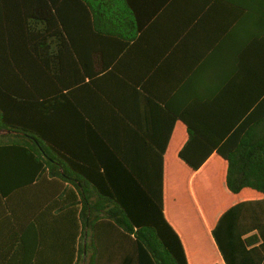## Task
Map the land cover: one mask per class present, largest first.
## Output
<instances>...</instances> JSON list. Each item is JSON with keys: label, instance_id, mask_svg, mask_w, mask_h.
I'll return each mask as SVG.
<instances>
[{"label": "trees", "instance_id": "1", "mask_svg": "<svg viewBox=\"0 0 264 264\" xmlns=\"http://www.w3.org/2000/svg\"><path fill=\"white\" fill-rule=\"evenodd\" d=\"M8 170L35 264H264V0H0Z\"/></svg>", "mask_w": 264, "mask_h": 264}, {"label": "crops", "instance_id": "2", "mask_svg": "<svg viewBox=\"0 0 264 264\" xmlns=\"http://www.w3.org/2000/svg\"><path fill=\"white\" fill-rule=\"evenodd\" d=\"M8 171V177H0V264H35L34 231L50 227L58 231L54 215L59 203L37 202L39 196H49L45 178L19 185ZM19 232L23 234V244L19 243Z\"/></svg>", "mask_w": 264, "mask_h": 264}]
</instances>
